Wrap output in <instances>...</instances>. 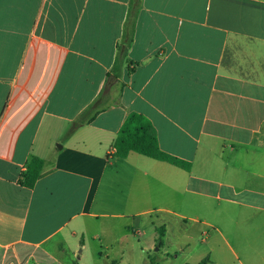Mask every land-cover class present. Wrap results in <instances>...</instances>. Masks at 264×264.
I'll return each instance as SVG.
<instances>
[{
	"label": "crops",
	"instance_id": "0c3cea01",
	"mask_svg": "<svg viewBox=\"0 0 264 264\" xmlns=\"http://www.w3.org/2000/svg\"><path fill=\"white\" fill-rule=\"evenodd\" d=\"M131 112L190 169L118 156ZM155 211L216 238L176 264H264V0H0V264H122L101 219Z\"/></svg>",
	"mask_w": 264,
	"mask_h": 264
},
{
	"label": "rangeland",
	"instance_id": "374dc122",
	"mask_svg": "<svg viewBox=\"0 0 264 264\" xmlns=\"http://www.w3.org/2000/svg\"><path fill=\"white\" fill-rule=\"evenodd\" d=\"M168 205H171V203ZM172 206L177 208L179 205ZM188 208H190V206ZM113 210L114 209L111 208H105L104 211L115 212ZM101 220L106 221L104 228L109 229L108 227L110 226V229L122 232V234L127 230L129 233L128 235L134 237L135 242L139 239L143 241V245L154 244L148 249L144 248V250L140 244L139 246L141 249L137 246L133 253L127 251L124 255L125 260L122 264H176V262L180 263L181 261H184L186 255L189 253L191 254L189 258L192 260V258H196V256L202 252V249H205L207 245H210L213 240L216 239L213 237L210 238V234L207 235L206 232L204 233L207 228L201 221H184L165 212L155 211L149 214L129 215L126 218L110 216ZM161 225H165V228L167 229L164 236L160 235L159 228ZM136 231H141L142 234H137ZM115 234L112 235V239L116 238ZM227 237L231 242V236L228 235ZM160 243L162 245L159 247ZM182 246L187 248L186 252L177 251ZM224 246H226V244H224ZM191 250L192 252H190ZM91 253L92 250H86L85 264H92ZM112 254L113 257H115L116 255L119 256L120 252ZM177 254L178 256L175 257ZM224 254L222 253V261L225 264H236L235 258L227 249H225ZM212 256H215L214 258H218L219 260V257H217L216 254ZM223 256H225L224 259ZM153 258L154 262L151 261Z\"/></svg>",
	"mask_w": 264,
	"mask_h": 264
},
{
	"label": "trees",
	"instance_id": "16d2710c",
	"mask_svg": "<svg viewBox=\"0 0 264 264\" xmlns=\"http://www.w3.org/2000/svg\"><path fill=\"white\" fill-rule=\"evenodd\" d=\"M134 28L135 14H132L128 22V32L124 38V44L120 46V60L127 55L128 48L133 41ZM113 147L120 157H127L131 151H136L187 170L191 167L190 162L173 156L160 148L158 136L152 122L139 112H131L127 116ZM42 168L43 160L39 157H33L27 170L22 174V183L27 187H33L42 175ZM160 235L164 236V228L160 229ZM151 261L154 262V258Z\"/></svg>",
	"mask_w": 264,
	"mask_h": 264
}]
</instances>
